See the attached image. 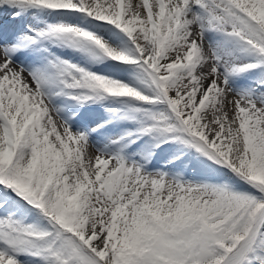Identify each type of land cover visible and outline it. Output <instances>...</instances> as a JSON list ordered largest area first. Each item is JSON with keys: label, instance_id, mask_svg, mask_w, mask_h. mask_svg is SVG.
I'll return each instance as SVG.
<instances>
[{"label": "snow or ice", "instance_id": "snow-or-ice-1", "mask_svg": "<svg viewBox=\"0 0 264 264\" xmlns=\"http://www.w3.org/2000/svg\"><path fill=\"white\" fill-rule=\"evenodd\" d=\"M0 264H264V0H0Z\"/></svg>", "mask_w": 264, "mask_h": 264}]
</instances>
